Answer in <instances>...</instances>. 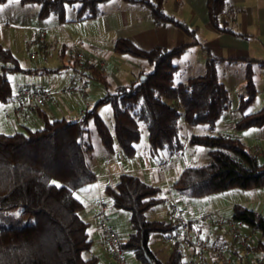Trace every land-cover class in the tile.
Returning <instances> with one entry per match:
<instances>
[{
	"label": "trees",
	"instance_id": "1",
	"mask_svg": "<svg viewBox=\"0 0 264 264\" xmlns=\"http://www.w3.org/2000/svg\"><path fill=\"white\" fill-rule=\"evenodd\" d=\"M7 0H0V4ZM108 0H18L22 5L35 4L41 18L53 16L66 21V7L75 11V21L97 17L102 3ZM147 10L157 25L172 24L193 36L195 29L163 8L164 0H123ZM208 21L218 31L236 33L231 21L237 8L227 0H206ZM192 43V42H191ZM188 44L172 48L154 46L145 50L126 37L114 41L113 51L146 60L153 69L142 72L143 80L111 86L104 71L87 66L88 77L101 82L106 92L94 105L76 119L50 118L36 107L41 127L0 132V264H97L98 257L84 256L92 247L89 223L81 217L83 202L75 191L92 184L96 174L87 163L93 149L91 128L99 136L108 153L115 146L126 155L136 151L142 128L147 130V145L151 155L166 152L178 155L184 148L179 138V118L190 125L206 124L210 133L191 135L188 143L208 147L209 160L203 165L184 167L171 187L186 197H202L231 189H252L264 186V157L258 159L242 140L235 136L214 134L217 120L230 108L229 91L219 79L216 60L209 58L201 74L175 82L178 66L174 59ZM73 63L76 58L73 56ZM0 102L13 99L9 74L23 69L14 53L0 45ZM264 63V61L262 62ZM57 71L58 69H44ZM257 94L254 70L249 62L245 68L244 93L239 97L240 117L237 129L264 124V105L257 111L245 113ZM108 103L112 110L113 128L107 126L98 111ZM160 188L143 181L137 175L121 173L114 186L107 185L104 194L111 205L129 215L131 232L121 238V246L143 264H181L184 250L173 243L166 260H160L149 247L151 235H169L178 223L150 220L146 212L163 202ZM231 217L259 231L264 237V216L240 204L232 207ZM215 243L226 245L220 236ZM262 241L256 245L261 248ZM150 259V261H148Z\"/></svg>",
	"mask_w": 264,
	"mask_h": 264
},
{
	"label": "crops",
	"instance_id": "2",
	"mask_svg": "<svg viewBox=\"0 0 264 264\" xmlns=\"http://www.w3.org/2000/svg\"><path fill=\"white\" fill-rule=\"evenodd\" d=\"M227 1L238 10L231 21V27L236 32L234 34L218 31L210 25L206 0H164L163 8L167 14L186 22L190 28L195 29L193 36H189L172 24H155L147 10L137 5L128 4L123 0H108L102 3L100 6L101 12L97 17L82 21H75L73 7L67 6L65 22H59L53 16L39 17V7L35 4L22 5L19 2L10 3L7 0L0 4V45L10 49L14 53L23 44L28 45L32 42L39 45L40 49L44 52L51 43L60 44V57H66L69 52L67 63H63V68H59L61 71L65 67L77 68L78 70L76 63L72 65L73 55L70 53V50L77 49L81 51L83 53V66L80 68L82 71H79L80 80L78 83H76V80H72L70 84H77L76 91L84 95L85 106L88 109L92 106L95 99L89 102L87 89L85 90V94L81 92L83 83L87 82V66L92 64L97 66L108 77L109 75L105 71L107 64L104 60L106 56L112 60L111 66L108 65L110 68L109 72L116 80V83H112L108 77L111 84L110 90L116 85L126 84L138 79L142 75V72H150V68H147L143 59L140 60L128 54L114 52L113 44L116 38L126 37L145 50H149L154 46L172 48L192 42L183 53L176 57L178 71L182 68V62H186L187 64L184 65L186 68H192L196 64L201 69L200 72L203 73L207 59H215L219 79L226 85L230 97L232 92L230 88L233 89L234 84L238 85L239 92H241L239 97L244 93L245 68L249 62L252 64L257 94L253 102L245 110V113H250L259 110L264 105V63H262L264 61V0ZM40 28L44 30L42 41H38L34 36ZM1 67L2 64L0 63V70ZM44 69H41V72L58 73L57 71H45ZM191 76L195 75H189L188 77ZM70 84H68V88H72L73 85ZM58 85L59 83L55 86ZM22 87L28 86L21 85L18 88ZM39 90H42V88ZM17 91H14L13 99L8 104L0 102V132L9 133L11 130H16L17 125L20 126L19 115H22V120L30 118V121L32 120L31 123L38 124V127H41V121L35 123V121L33 122V118L27 115L32 111L36 112V107H39V105L17 96ZM97 91L101 96V92H105L106 87L104 85H97ZM54 94V97L52 96L46 103L54 101L56 96L59 108L57 106L56 108L49 106L45 110L50 118L51 116H58V114L69 115L73 112V109L67 106L68 102L64 98L62 89H58ZM18 106H23L24 110L16 112L15 108ZM79 112L83 113V110ZM227 112L228 110L217 120L216 126L224 127L227 125V121L225 120V117L229 118V116H226L229 115L226 114ZM230 117L229 119L231 120L228 124L237 129L235 123L240 117V112L238 111L237 114L233 113ZM27 123L25 122V124ZM225 135L239 138L249 148L252 146L254 148L252 151L256 152L257 156L264 157V124L237 129L233 135L228 131ZM147 153V155L153 156L148 150ZM156 156L157 159L154 163L148 158V162L146 161L142 166L129 167L125 170L123 168L110 169L108 164L109 156H104L102 160L105 166L103 173L110 178L114 174H117L119 177L121 173L131 172L132 174L134 172V175H137L146 183L158 186L164 182L170 184L169 187L171 188L172 182L184 167L181 168L178 160L175 158L167 162L162 155ZM111 164L113 167V162ZM90 168L92 169V167ZM103 184L104 182L96 180V184H90L75 191L76 196L84 204V208L80 214L89 223L88 232L92 228L93 233H96L97 237H99V231L94 200L100 194L105 196L102 193L103 188L107 185L114 186L115 181H111V184H106L105 187ZM176 198L180 199L178 196ZM167 213H169V209H167ZM91 221L94 222L93 226H91ZM198 228V233H201L204 229L201 224H199ZM212 236L214 240L220 236L225 237L221 232L214 233Z\"/></svg>",
	"mask_w": 264,
	"mask_h": 264
},
{
	"label": "rangeland",
	"instance_id": "3",
	"mask_svg": "<svg viewBox=\"0 0 264 264\" xmlns=\"http://www.w3.org/2000/svg\"><path fill=\"white\" fill-rule=\"evenodd\" d=\"M60 44H54L51 43L47 50L44 52L40 49L39 45L32 42L28 45L23 44L21 48H18L15 50L14 55L16 56L18 60V64L23 69H30V71H18L13 72L9 74V79L11 82V86L14 91L19 89L18 87L21 85H26L30 88L34 89H47L48 92L51 93V95L54 97V93L58 91V89H62L64 92V98L66 100L67 106L70 109H73V112H71L69 115H63L58 114V116H51L53 117H66L68 119H76L82 115L81 110L85 112L87 110V107L85 106V97L84 95L79 94L76 90L77 87L73 84H70L72 80H76V83L80 80L79 78V71H82L80 68L74 69L72 67H65L62 69V71L59 68H63V63H67V60L69 58V52L66 57L62 58L60 57ZM13 52V51H12ZM106 59L104 60L107 64L105 67L106 73L109 75V80L112 83H116L114 77L110 75V68L108 65L111 66L112 60L106 56ZM138 58V57H137ZM142 60V58H138ZM143 62L146 64L147 68H150L149 71L153 69L151 65H149L146 61ZM174 62L177 63V58L174 59ZM186 62H182V68L176 73L175 75V82L178 81H184L189 75H198L201 73V69L198 65L194 64L192 68L185 67ZM58 69V73H47V72H41V69ZM200 69V70H199ZM203 70V68H202ZM264 70V69H263ZM56 72V71H55ZM87 75V74H86ZM88 76V75H87ZM121 79V78H120ZM121 81V80H119ZM128 81V80H125ZM57 83H59L58 86H55ZM68 84L73 85L72 86V92L68 90ZM87 93L93 94L92 96L88 94V101L95 99L92 103V106L94 103L99 99L103 94L106 92H101V96L99 95V92L97 91V85H101L102 83L92 79L90 77H87ZM64 86V88H62ZM67 87V88H66ZM233 89L230 88L231 92V105L228 109V112L226 116H230L233 113H238L237 110V104H238V98L241 92H239L238 85H233ZM238 87V88H237ZM101 88V87H100ZM57 89V90H56ZM64 89V90H63ZM237 89V91H235ZM46 90V91H47ZM77 92V93H76ZM79 95H75V94ZM98 94V95H97ZM78 97V98H77ZM94 97V98H92ZM56 96L54 101L45 103L42 106H39L40 108L47 110L50 107L59 108V103L56 102ZM54 102H56L54 104ZM70 103V104H69ZM8 104V103H6ZM4 104V105H6ZM11 106V105H10ZM91 106V107H92ZM89 107L88 109H90ZM81 109V110H80ZM98 111L100 115L102 116L103 120L107 124V126L112 130L113 128V117H112V110L108 103L101 104L98 107ZM0 115H1V109H0ZM5 115V114H4ZM28 117L33 118V122L35 123L39 122L40 119L38 117V114L35 111H32L27 114ZM19 119V125L15 128L16 130H11L9 133H13L12 131H21L24 130L26 127L29 128H38V124L31 123L30 118L23 119L22 115ZM228 117H225V120L227 121V125L224 127L222 126H216L213 130L214 134H226L232 133V135L236 132L237 129L234 127H231V124L229 125V119ZM25 122H28L25 124ZM24 125V126H22ZM36 125V126H35ZM179 125H180V131H179V138L184 143V148L181 153L178 155H168L166 152H160V155H162L167 162H170L174 158L178 160L180 167H186L189 165H203L208 162L209 156H208V147L201 146V145H191L188 143V138L191 135H200V134H208L210 133L209 129L207 128L206 124H198V125H190L186 123L183 116L179 118ZM88 127L91 128V142L93 144V149L91 153L87 156V163L88 165H91L92 170L96 174L97 178L96 180H100L101 182H104V187L106 184H111V181H117L118 176L117 174H114L112 177H107L103 173L104 171V164H103V158L104 156H109L108 164L110 169H128L129 167H136L138 165L142 166L145 164V162H148V158L154 161L157 159V156H150L147 155L148 145H147V130L144 127V125L141 124L142 133L140 140L138 141L136 145V151L131 156H126L119 147L115 146V150L111 153H108L105 148L102 146V143L99 139V136L92 128V123H88ZM253 150L254 148H250ZM259 160H262V157L258 156ZM111 162H113V167ZM115 171V170H114ZM129 173V172H128ZM131 173V172H130ZM134 172H132L133 174ZM104 176V177H103ZM96 180L92 183L96 184ZM114 183V182H113ZM170 184L162 182V184H159L158 187L160 188V196H163L165 200L157 205H155L153 208L149 209L146 212V217L150 220H167L169 218V213H167V209H169V205L176 204L180 209L182 210L183 216L186 218H193V219H201L203 214L206 213H212L214 214V218L224 217L231 218L232 215V207L235 204H240L243 206H246L258 213H260L262 216H264V186L263 187H256L252 189H240L235 188L231 189L225 192H217L212 193L206 196L202 197H186L182 196L180 194H177L173 191L172 187H169ZM102 193H104V188ZM174 199H173V197ZM176 196L180 197L176 198ZM110 204V207L108 209V214L111 219V223L115 226L116 230L118 231L119 235L122 239H126L131 232V226L129 222V215L125 211L117 210L111 205V201L109 198H107ZM168 214V215H167ZM83 216V215H82ZM201 226L204 228L203 231L199 234L201 238L205 240H213V234L217 232H221L225 237V240L229 242L231 240V234L229 232V227L227 224H224L223 226H216L213 224V220L211 219H205L200 220ZM94 225V222L91 221V226ZM238 229L241 233H248L251 231V228H249L245 224H238ZM89 235L93 239L92 247L89 251L84 252V256L88 257L90 255H96L98 257L97 264H108L110 261V257L106 253L105 249L102 247L101 243H99V237H97L96 233H93V229H89ZM167 235H163L161 233H154L151 235L150 241H149V247L150 249L155 253L156 257L160 260H166L171 249L173 246V243L169 242L167 240ZM256 237H259V231H256ZM189 254V247L186 246L185 254L183 256V260L185 261L188 259ZM127 261L128 264H143L140 259L135 257V255L132 252L127 251Z\"/></svg>",
	"mask_w": 264,
	"mask_h": 264
},
{
	"label": "built area",
	"instance_id": "4",
	"mask_svg": "<svg viewBox=\"0 0 264 264\" xmlns=\"http://www.w3.org/2000/svg\"><path fill=\"white\" fill-rule=\"evenodd\" d=\"M38 41L44 38V30L38 29L34 34ZM70 53L76 58L78 68L83 66V53L77 49H71ZM72 92V88H68ZM86 83H83L81 92L85 94ZM17 96L24 98L28 102H34L42 106L48 102L52 95L46 90H39L29 87H22L17 91ZM23 106L15 108L16 112H22ZM97 226L99 231V242L110 257L108 264H128L127 251L121 246V236L111 223L108 209L110 207L106 196L100 194L94 200ZM169 220L178 223V229L167 235V240L171 243H179L185 254L186 246L189 247L188 259L181 264H264V237H256V231L241 233L238 224H244L231 218H214V214L206 213L200 220L211 219L216 226L227 224L231 234V240L226 245H219L215 240H205L198 233L199 219L186 218L182 210L176 205L169 207ZM246 225V224H245ZM261 240V248H257L258 241Z\"/></svg>",
	"mask_w": 264,
	"mask_h": 264
},
{
	"label": "water",
	"instance_id": "5",
	"mask_svg": "<svg viewBox=\"0 0 264 264\" xmlns=\"http://www.w3.org/2000/svg\"><path fill=\"white\" fill-rule=\"evenodd\" d=\"M145 78V75H141L140 79L143 80ZM148 261H150V259H148Z\"/></svg>",
	"mask_w": 264,
	"mask_h": 264
},
{
	"label": "snow or ice",
	"instance_id": "6",
	"mask_svg": "<svg viewBox=\"0 0 264 264\" xmlns=\"http://www.w3.org/2000/svg\"><path fill=\"white\" fill-rule=\"evenodd\" d=\"M10 3L18 2V0H9Z\"/></svg>",
	"mask_w": 264,
	"mask_h": 264
}]
</instances>
